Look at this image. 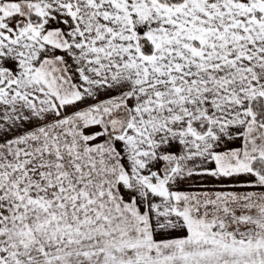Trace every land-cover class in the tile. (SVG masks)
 I'll list each match as a JSON object with an SVG mask.
<instances>
[{"label": "snow or ice", "instance_id": "snow-or-ice-1", "mask_svg": "<svg viewBox=\"0 0 264 264\" xmlns=\"http://www.w3.org/2000/svg\"><path fill=\"white\" fill-rule=\"evenodd\" d=\"M0 264H264V0H0Z\"/></svg>", "mask_w": 264, "mask_h": 264}]
</instances>
